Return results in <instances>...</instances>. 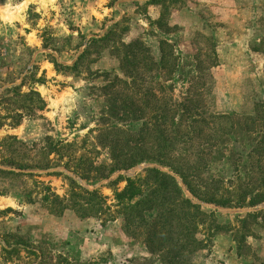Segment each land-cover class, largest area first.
Listing matches in <instances>:
<instances>
[{
  "label": "rangeland",
  "instance_id": "rangeland-1",
  "mask_svg": "<svg viewBox=\"0 0 264 264\" xmlns=\"http://www.w3.org/2000/svg\"><path fill=\"white\" fill-rule=\"evenodd\" d=\"M110 32L111 40L93 43ZM162 41L173 45L175 71L148 73ZM135 42L144 49L131 87L118 79L131 81L124 44ZM186 95L204 116L230 117L218 120L219 133H230L202 175L222 181L219 194L236 201L263 195L264 0H0V264H264V202L202 200L154 159L101 178V166L114 163L113 130L131 140H122L126 149L137 148L142 132L170 130L174 111L163 106ZM148 168L174 176L204 212L177 206L161 252L145 237L160 209L136 215L131 206L144 197L116 198L138 175L146 194L160 187ZM85 189L105 197L102 210L76 209ZM166 194L164 187L149 203H179L161 200ZM183 234L197 242L176 257Z\"/></svg>",
  "mask_w": 264,
  "mask_h": 264
},
{
  "label": "trees",
  "instance_id": "trees-1",
  "mask_svg": "<svg viewBox=\"0 0 264 264\" xmlns=\"http://www.w3.org/2000/svg\"><path fill=\"white\" fill-rule=\"evenodd\" d=\"M113 35L114 33H112V36ZM110 38L111 32L104 38L94 40L93 43L106 42L111 40ZM124 47H126L130 52V56L128 57L133 58L131 60H126V66L130 64L133 65L131 72L128 71L127 73V76L131 79V81L120 78L118 79V81L124 83L126 86H129V84H131L130 86L133 87L137 83L135 71L138 49L142 50L144 49V46L140 42H135L124 44ZM161 51L162 57L160 59V62H155L152 64V66L148 65V73L156 71V67L166 70L168 67H170V63H174V67H176L177 57L173 52V45L169 41H162ZM168 54L170 56H168ZM65 68L71 67L66 66ZM170 71L171 73H173L175 71V68L171 66ZM19 88L20 85L15 87V89ZM191 89L192 88H190V90ZM198 89L199 87L197 88V90ZM187 96L188 95L185 96L186 98L181 103L171 102L163 106L164 109L168 107V111H174L173 114H171L170 118V130L169 128L168 130H163L161 129V127H159L156 132H147V130L142 132L138 138L140 140H137V143L134 145V147L137 146V148L126 149V144L125 146H123L124 142H122V140H131L121 137V134L124 133L123 130H113L114 137L112 138V140L115 142V144L112 145L111 158L112 160H114V163L110 168L101 166V168L104 167L107 169L103 172L101 178H108L117 170L131 168L144 160L154 159L166 164L168 167L178 173L184 180V183L186 184L190 192L200 197L202 200L215 202L219 205L224 206H244L248 201V197L239 198L236 201L232 195L224 196L223 193L219 194L220 188H223L222 181L215 178H211V180H209L202 175V173H204L205 170L208 169L209 164H212V160L214 159V157L212 156L217 153V147L222 137H224L225 135L229 136L230 133L229 132L225 135L219 133L220 125L218 123V120H225L229 119L230 117L217 114H212L210 115V117L204 116L202 114V103ZM123 104H125L124 100ZM149 106H151L155 114L157 113L153 116L156 124L158 126H164L160 118V110L154 107L152 101L149 103ZM179 107L182 108L181 112H179ZM133 111L135 113H138V111L140 110L133 108ZM140 120H148V124L151 123V119H146L141 115H135L133 117V121L135 122H139ZM108 137H110V135L106 134V141ZM147 142L150 143L149 146L141 147L144 143ZM252 152L255 154V151ZM258 156L261 157L263 155L258 154ZM4 172L11 173V171L6 170H4ZM146 173L155 177L160 187H156L154 189L152 188V190L150 188L148 191L149 193L146 194V192L142 190L140 184L143 175H138L134 179L128 180L127 187L123 191L117 192L116 198L121 204V202H123L125 199L131 201L135 198H140L141 196L144 197V199L141 198L131 206V208L133 209L137 208V210H134L136 215L139 214L142 216L145 210L151 211L154 209H160L158 215H156L155 219L151 221V226L148 232H146L145 237L147 246L151 251L154 252L160 250L161 252L165 250L168 245V239H172V234L175 232L172 219L174 217V213L176 211L175 208L177 206L180 205L186 209L191 208L194 210V212L201 215H203L204 212H201V210L198 209V207L200 208L198 204H194L191 200L186 199L183 196L182 189L174 176L157 168H148L146 169ZM164 187H166L167 194L163 196L161 200L169 197H171L172 199L178 198L179 203L176 204V206H174V204L172 203L173 206L166 209L168 205L167 200L162 203L163 205H161L159 202L151 201L149 203V198H151V196L153 195L156 196L157 194H160L163 191ZM84 192L87 193V198L82 202H76V209L102 210V204L105 197L100 195L98 190L90 191L85 189ZM78 195L79 194L76 193L73 195L75 200ZM261 202H264V194L260 195L259 197L255 196L251 198L248 201V204L256 205ZM164 210H169V213H164ZM183 235L184 240H179L178 242H176L172 250L174 256L176 257L180 255L179 253H181L184 248H189V245L193 246L197 242L194 236H191L190 240V236L188 237V234Z\"/></svg>",
  "mask_w": 264,
  "mask_h": 264
},
{
  "label": "crops",
  "instance_id": "crops-1",
  "mask_svg": "<svg viewBox=\"0 0 264 264\" xmlns=\"http://www.w3.org/2000/svg\"><path fill=\"white\" fill-rule=\"evenodd\" d=\"M84 223V222H83ZM86 223V222H85Z\"/></svg>",
  "mask_w": 264,
  "mask_h": 264
}]
</instances>
